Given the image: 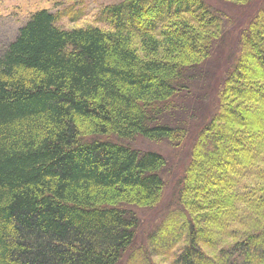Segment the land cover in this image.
<instances>
[{
  "label": "trees",
  "instance_id": "16d2710c",
  "mask_svg": "<svg viewBox=\"0 0 264 264\" xmlns=\"http://www.w3.org/2000/svg\"><path fill=\"white\" fill-rule=\"evenodd\" d=\"M219 1L255 13L196 135L179 208L148 237L171 264H264V0ZM65 17L81 12L36 10L0 55V264H121L168 167L124 141H185L165 115L191 97L229 22L206 0H124L101 8L106 27L66 30Z\"/></svg>",
  "mask_w": 264,
  "mask_h": 264
},
{
  "label": "rangeland",
  "instance_id": "374dc122",
  "mask_svg": "<svg viewBox=\"0 0 264 264\" xmlns=\"http://www.w3.org/2000/svg\"><path fill=\"white\" fill-rule=\"evenodd\" d=\"M124 0H0V55L8 48L17 35L19 29L27 23L31 14L36 10L48 9L52 12L67 7H72L76 12H81L80 19L72 21L65 17L58 26L69 30L74 28L100 26L105 23L97 20L101 8L116 4ZM214 9L223 12L229 22L226 25L227 33L223 42L217 45L212 58V63L201 70H197L198 79L190 82L188 90L191 97L186 100L175 99L176 107L171 113L165 115V120L175 125L184 126L188 135L179 146H172L168 142H152L138 137L134 140L124 141L127 145L143 151H155L166 156L168 167L163 173L166 188L162 201L154 208L136 209L140 216L141 228L137 240L125 254L121 264H131L129 259L136 257L133 264H146L145 260L154 264H171L175 256L168 257L163 247L155 251L153 245H149L148 237L157 233L164 220L173 215L179 208L178 197L181 178L190 160L191 150L199 130L210 118L217 106V91L222 81V75L236 60L239 54L240 29L255 13V4L237 6L230 2L219 0H206ZM262 2V1H261ZM59 3V5H57ZM258 6V5H257ZM185 238L174 247V253H180L184 246ZM131 256V257H130Z\"/></svg>",
  "mask_w": 264,
  "mask_h": 264
}]
</instances>
